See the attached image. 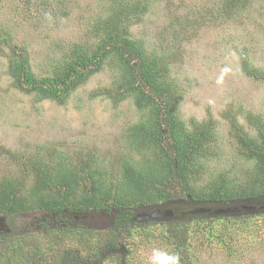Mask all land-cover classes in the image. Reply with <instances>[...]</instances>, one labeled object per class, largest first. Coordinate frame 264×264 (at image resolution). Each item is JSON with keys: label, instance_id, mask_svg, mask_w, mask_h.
<instances>
[{"label": "rangeland", "instance_id": "rangeland-1", "mask_svg": "<svg viewBox=\"0 0 264 264\" xmlns=\"http://www.w3.org/2000/svg\"><path fill=\"white\" fill-rule=\"evenodd\" d=\"M68 1L73 9L61 18L45 13L41 0H0L1 35L11 37V46H23L29 52L39 78L52 73L71 48L92 50L103 33L92 28L89 16L108 17V0ZM224 2L151 0L144 14L129 23V35L141 39L146 52L163 56L168 63L178 92L176 112L186 127L191 128L192 122L211 123L212 144L206 146L208 152L194 181L198 188L222 171L240 173L246 165L237 157L239 144L231 120L236 118L242 129L253 135L264 122V81L243 69L245 60L264 69V0H243L240 5L244 6L230 9L228 15L222 9ZM50 4L53 7L52 1ZM10 52L0 40V180L7 175L21 179L29 174L25 184L28 193L36 179L31 162L40 159L52 163L53 157L61 154L75 163H85L89 158L92 166L116 182L114 170L126 151L127 129L142 121L148 111L137 106L134 93L128 92L123 98L119 89L113 90L123 78L108 64L111 60L60 103L15 85L9 69ZM24 164L26 172L22 171ZM185 193L176 191L186 199ZM185 199L139 207L135 218L139 222L169 216L155 217L156 211L181 217L228 208H264V198L227 208ZM65 213L74 216L70 229L39 211L0 218V233L9 231L7 219L16 224L15 235L0 238V264H61L59 259L70 248L86 251L95 247L97 234L113 219L102 212ZM212 215L216 214L189 223L186 252L193 264H264V216L224 218L213 224L209 223ZM123 242L128 255L124 250L109 251L101 256V264H122L124 254L129 264H150L153 248L178 254L161 224L139 223Z\"/></svg>", "mask_w": 264, "mask_h": 264}, {"label": "trees", "instance_id": "trees-1", "mask_svg": "<svg viewBox=\"0 0 264 264\" xmlns=\"http://www.w3.org/2000/svg\"><path fill=\"white\" fill-rule=\"evenodd\" d=\"M108 1V17L89 16L92 28L103 31L93 49L71 48L55 70L43 77H37L30 54L23 46H11V37H3L1 32L0 40L10 47L9 69L15 85L21 91L40 93L60 103L75 86L100 70L106 60H111L108 64L123 78L119 87L113 90L119 89L123 98L128 92L134 93L137 106L148 111L142 121L127 129L126 151L114 170L116 182H110L107 173L103 174L97 166H92L89 158L85 163L80 159L72 162L61 154H56L52 163L36 159L31 162V173L36 179L30 192L27 193L25 187L29 174L21 179L7 175L0 180V218L39 211L52 216L55 223H61V227L65 224L70 229L75 222L74 216L66 215L65 211L102 212L113 217L110 226L97 234L95 247L87 252L70 248L64 253V258L59 259L61 264H101V256L109 251L124 250L128 255L129 249L123 241L133 227L144 222L161 224L165 226L166 239L179 254L181 264H193L186 252L192 220L213 212L216 215L209 218V223L213 224L224 218L263 217L264 208L240 212L214 210L209 214L171 215L139 222L135 211L143 206L165 205L169 201L185 199L176 195L178 190L186 192L185 200L214 202L225 205V208L234 203L243 206L264 198V122L259 123L258 133L253 135L243 130L236 118L231 120L232 131H235L239 144L237 157L246 165L241 167L240 173L222 171L203 187H196L194 181L208 152L206 146L212 144L211 123L207 126L192 122L191 128L186 127L176 112L178 92L169 75L168 63L161 58L163 56L146 52L143 41L129 35V23L144 14L151 0ZM68 2L41 0L45 13L61 18L69 16L73 9V4ZM242 2L226 0L222 7L225 15L230 14L234 7L242 8ZM243 69L246 74L264 81V69L252 65L249 60L244 61ZM22 168L26 172L27 166ZM6 222L9 231L0 233V238L15 235L14 220L7 219ZM255 241L258 242L257 239ZM124 255L121 263L129 264Z\"/></svg>", "mask_w": 264, "mask_h": 264}, {"label": "clouds", "instance_id": "clouds-1", "mask_svg": "<svg viewBox=\"0 0 264 264\" xmlns=\"http://www.w3.org/2000/svg\"><path fill=\"white\" fill-rule=\"evenodd\" d=\"M150 264H181V258L178 254L170 253L160 248H153Z\"/></svg>", "mask_w": 264, "mask_h": 264}, {"label": "water", "instance_id": "water-1", "mask_svg": "<svg viewBox=\"0 0 264 264\" xmlns=\"http://www.w3.org/2000/svg\"><path fill=\"white\" fill-rule=\"evenodd\" d=\"M245 207H240V208H228L227 210H225L226 212H233V211H240L241 209H244ZM160 210V209H159ZM222 211V210H220ZM169 215L171 216V212L170 211H156L154 216H160V215Z\"/></svg>", "mask_w": 264, "mask_h": 264}, {"label": "flooded vegetation", "instance_id": "flooded-vegetation-1", "mask_svg": "<svg viewBox=\"0 0 264 264\" xmlns=\"http://www.w3.org/2000/svg\"><path fill=\"white\" fill-rule=\"evenodd\" d=\"M4 230V229H3Z\"/></svg>", "mask_w": 264, "mask_h": 264}]
</instances>
